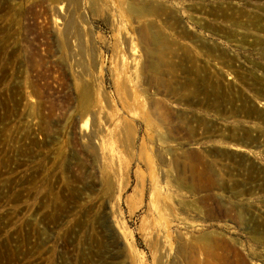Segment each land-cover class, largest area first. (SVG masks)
<instances>
[{"label": "rangeland", "instance_id": "obj_1", "mask_svg": "<svg viewBox=\"0 0 264 264\" xmlns=\"http://www.w3.org/2000/svg\"><path fill=\"white\" fill-rule=\"evenodd\" d=\"M222 1L0 0V264H264V58L200 26Z\"/></svg>", "mask_w": 264, "mask_h": 264}, {"label": "bare ground", "instance_id": "obj_2", "mask_svg": "<svg viewBox=\"0 0 264 264\" xmlns=\"http://www.w3.org/2000/svg\"><path fill=\"white\" fill-rule=\"evenodd\" d=\"M235 1V0H234ZM256 2H251V1H246V0H241L239 2H233V0L229 1V0H225L222 2H218L216 3L217 7H218V11L220 13V18L222 19L223 22H225V25L228 24L227 26H223L221 24H217V25H203L201 24L200 26L204 29H207L209 32H211L216 39L220 40H224L225 43H229L230 46L237 48L240 51H244L247 53V55H252V56H256L258 58H264V2H260L261 0H255ZM203 6V4H202ZM200 8L203 9V7L200 6ZM213 12V13H212ZM211 13L214 14L215 12L212 11ZM210 13V14H211ZM216 15V14H215ZM214 15V16H215ZM216 17V16H215ZM214 17V19H215ZM203 19V18H202ZM216 24V23H215ZM260 29V30H259ZM259 31H261V33H259ZM212 36V35H211ZM212 36V37H214ZM202 40V39H201ZM217 40V41H218ZM216 41V42H217ZM214 42V47H216V49H219V46L217 45V43ZM220 44V43H219ZM222 45V43H221ZM249 47H251L252 49H249ZM224 48V47H222ZM223 50V49H222ZM225 50V49H224ZM236 50V49H235ZM251 50V51H250ZM217 51V50H216ZM221 52V51H220ZM223 52V51H222ZM221 52V53H222ZM256 52V53H254ZM225 54V52H224ZM229 54V53H228ZM227 54V55H228ZM234 52H232V54L228 55L227 60H229L230 62L233 61L236 57L234 56ZM226 57V56H225ZM224 57V58H225ZM246 60V59H245ZM228 61H226V65L229 63H227ZM224 63V62H223ZM237 63V62H236ZM248 63V62H247ZM222 64V63H220ZM219 64V65H220ZM255 64V63H254ZM225 65V64H224ZM256 65V64H255ZM229 66V65H228ZM254 66V65H252ZM217 67V66H216ZM222 67V66H221ZM224 67V66H223ZM242 67V66H241ZM257 67V66H256ZM261 67V65H260ZM230 68V67H229ZM236 68V67H235ZM264 68V67H262ZM219 69V68H218ZM259 69V68H258ZM241 70V69H240ZM256 70V69H255ZM233 71V70H232ZM245 71V70H244ZM236 72V71H235ZM256 72V73H255ZM261 72V71H260ZM230 73V72H229ZM233 73V72H232ZM231 73V74H232ZM238 73V72H237ZM242 74V73H241ZM247 74V73H246ZM245 74V75H246ZM258 70L253 71V73L251 74V80L253 83V87L254 85L258 84V90L264 95V78L261 77L260 75H258ZM264 74V73H263ZM236 75V74H234ZM245 75H242L243 77ZM232 76V75H231ZM239 76V75H238ZM249 76V75H248ZM246 77V76H245ZM234 78V77H233ZM239 78V77H238ZM250 79V77H249ZM233 80V79H232ZM217 81V80H216ZM234 81H237L234 79ZM243 81V79H242ZM245 82V81H244ZM243 82V83H244ZM238 83V82H237ZM242 84V82H239ZM216 84V83H215ZM219 84V83H218ZM233 84V83H231ZM221 85V84H220ZM234 85H232V88ZM245 86V85H243ZM252 87V86H251ZM228 88V87H227ZM238 88V87H237ZM241 88V87H240ZM235 89V88H234ZM243 89V88H242ZM222 90V89H221ZM249 90V89H248ZM220 91V90H219ZM234 92V91H233ZM254 92V91H252ZM258 92V91H257ZM259 92V93H260ZM245 93V92H244ZM235 94H237L235 92ZM256 94V93H255ZM242 95V94H241ZM244 95V94H243ZM260 95V94H258ZM233 96V95H231ZM236 96V95H235ZM262 97V95H260ZM234 97V96H233ZM241 97V96H239ZM250 97V96H249ZM254 97V96H253ZM232 98V97H231ZM255 98V97H254ZM233 99V98H232ZM236 100L238 98H235ZM241 99V98H240ZM251 99V98H250ZM258 99V98H256ZM261 99V98H260ZM239 100V99H238ZM249 100V98H248ZM243 101V100H242ZM260 102V100H258ZM245 101H243L244 103ZM237 103V102H236ZM235 102L230 103L232 106L236 105ZM240 103V102H239ZM235 104V105H233ZM263 104V102L261 103ZM251 105V103H249V101L246 100V103L243 104V108L244 106H248ZM253 105V104H252ZM251 105V106H252ZM241 106H242V102H241ZM260 106V105H259ZM262 106V105H261ZM264 106V105H263ZM236 107V106H235ZM253 107V106H252ZM237 108V107H236ZM239 108V106H238ZM242 108V107H241ZM249 108V107H248ZM254 108V107H253ZM264 108V107H263ZM247 109V108H246ZM252 109V108H251ZM249 110V109H248ZM238 111V110H237ZM240 111V110H239ZM242 111V110H241ZM254 111V110H252ZM251 111V112H252ZM255 112V111H254ZM236 113V112H235ZM246 113V112H245ZM244 113V114H245ZM258 113V112H257ZM234 114V111H233ZM239 114V113H237ZM248 114V113H247ZM259 114V113H258ZM255 115V114H254ZM232 116V115H231ZM239 116V115H238ZM246 116V115H245ZM237 117V116H236ZM250 118V117H249ZM232 119H234L232 117ZM243 119V118H242ZM261 119V118H260ZM259 119V120H260ZM237 120V119H236ZM261 122V121H260ZM87 124V120L82 124V125H86ZM236 124V123H234ZM264 125V124H263ZM235 127V126H234ZM237 127V126H236ZM261 127V126H260ZM234 130V128L232 129ZM232 132V131H231ZM233 133V132H232ZM255 135V134H254ZM252 136V135H251ZM246 138V136H245ZM255 138V137H253ZM264 138V137H263ZM250 139V138H249ZM257 139V138H255ZM254 140V139H253ZM231 141V140H230ZM243 152V151H242Z\"/></svg>", "mask_w": 264, "mask_h": 264}]
</instances>
